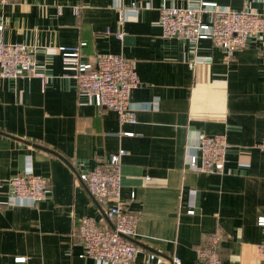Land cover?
I'll use <instances>...</instances> for the list:
<instances>
[{"label":"crops","instance_id":"crops-1","mask_svg":"<svg viewBox=\"0 0 264 264\" xmlns=\"http://www.w3.org/2000/svg\"><path fill=\"white\" fill-rule=\"evenodd\" d=\"M135 1L150 7L122 23L115 0L0 5L4 40L33 48L40 69L50 75L44 81L0 74V264H106L81 257V221L110 222L77 171L93 169L121 148L127 151L122 197L140 214L133 240L143 250L132 264H173L175 256L181 264H205L195 247L213 233L226 239L223 264H264L257 249L264 240L258 225L264 216L261 44L251 40L228 55L209 39L194 47L166 38L161 7L196 6L201 0H125ZM207 1L264 13V0ZM203 19L208 22L210 14ZM120 31L121 40L115 35ZM76 46L85 61L122 53L136 63L141 79L131 95L136 123L121 124L117 112L80 103L59 49ZM199 133L227 136L224 173L184 170L186 147L197 143ZM27 167L49 180L47 198L11 204L8 181Z\"/></svg>","mask_w":264,"mask_h":264},{"label":"built area","instance_id":"built-area-1","mask_svg":"<svg viewBox=\"0 0 264 264\" xmlns=\"http://www.w3.org/2000/svg\"><path fill=\"white\" fill-rule=\"evenodd\" d=\"M14 0H0V5ZM120 23L130 17H139L150 3L142 5L138 1L126 4L125 0H115ZM78 12L79 9L77 8ZM160 26L166 38H179L196 47L201 40H211L228 55L248 46L251 40L261 44L264 54V13L251 9L234 10L219 5L216 1L201 0L196 6L161 7ZM210 14L205 22L203 15ZM5 26L0 24V74L6 78L20 76L40 77L48 81L46 69H40L35 50L27 45L8 43L4 40ZM108 33H112L110 29ZM123 39L122 31L115 33ZM84 43H82L83 45ZM62 52L63 68L66 76L76 80L80 103H92L101 108L118 113L120 123L137 122L136 111L131 105L134 89L141 85L136 63L122 53H102L94 59L83 60L80 46L59 47ZM196 56L190 61L195 67ZM132 135L133 133H124ZM260 148L264 150V142ZM230 144L225 134L207 135L199 133L195 144H188L184 155V170L198 173H224ZM127 154L124 148L112 154L93 169L77 171L78 179L86 186L92 197L103 206L105 218L110 223H102L93 218H84L78 226V236L84 247L81 257L103 261L106 264H132L143 248L133 238L137 235L140 214L129 209V203L122 197V159ZM10 201H29L39 204L47 198L49 180L27 167L24 172L9 179ZM132 193L131 199H134ZM3 207L0 192V209ZM194 214V208L188 210ZM264 227V216L258 219ZM225 237L211 234L205 244L195 247L197 258L205 264H223L220 248ZM259 254L264 258V240L257 244ZM173 264H181L175 256Z\"/></svg>","mask_w":264,"mask_h":264}]
</instances>
